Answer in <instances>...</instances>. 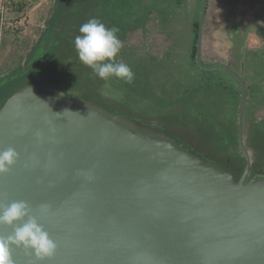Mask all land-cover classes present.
<instances>
[{
    "label": "water",
    "instance_id": "obj_1",
    "mask_svg": "<svg viewBox=\"0 0 264 264\" xmlns=\"http://www.w3.org/2000/svg\"><path fill=\"white\" fill-rule=\"evenodd\" d=\"M207 4L195 59L202 70L227 71L239 87L241 176L96 102L24 85L0 107V151L19 154L0 175V207L30 205L58 246L42 264H264V179L248 180L243 142L246 86L229 66L202 63ZM11 232L0 225V236ZM10 256L37 264L22 247Z\"/></svg>",
    "mask_w": 264,
    "mask_h": 264
},
{
    "label": "trees",
    "instance_id": "obj_2",
    "mask_svg": "<svg viewBox=\"0 0 264 264\" xmlns=\"http://www.w3.org/2000/svg\"><path fill=\"white\" fill-rule=\"evenodd\" d=\"M188 1L54 0L44 21V28L26 55L22 67L0 77V86L7 80L23 76L29 78L31 81L29 83L36 85L43 93H48L43 87L52 86L58 91L66 90V95L61 97L84 99L102 106L106 100L99 94L100 90L103 88L114 90L121 93L128 104L138 101L147 107L151 112L150 115H156L159 118L166 117L170 119L171 123H179L183 119L187 121L194 119L201 125L207 127L209 125L207 129L215 135L218 144L226 141L228 137L230 139L233 137L232 140L238 147L240 91L236 81L225 70L205 71L196 64V37L202 0L198 1L197 7L191 12L193 17L188 33V54L183 60L176 61V40L170 29L179 12L185 9ZM223 6L229 7L227 0H223ZM92 18L100 20L108 28L115 27L119 30L117 35L122 41V48L118 59H122L134 72L133 83L128 84L115 77L108 81L101 80L90 68L79 61L74 47V39L79 34V27ZM154 22L158 24L159 31L165 34L166 39L170 42L167 51L161 57L150 58V63L133 60L130 47L125 44L128 37L137 30L145 31L147 25L154 24ZM232 33L236 35V27L233 28ZM239 44L237 58L242 59L243 53L250 55L248 57L251 59L248 62H252L251 72L253 71V74L256 75L255 78L258 79L254 68L257 57L260 55L251 53L250 50H243L244 44ZM202 63L209 67L216 66L205 64L203 60ZM182 68H184L183 74L176 73L177 69ZM231 69L244 80L246 86L245 117L247 100L249 99L250 102L251 98H255L254 89L258 84H249L244 71L241 74L235 68ZM66 74L67 79L73 85L64 83L63 79L60 80L61 82L58 81ZM28 81L11 92L3 103L14 92L27 85ZM149 127L164 132L162 128L153 125ZM231 131L235 135L231 134ZM165 133L169 132L165 130ZM239 165L243 171L245 165L243 156ZM242 171L239 174L236 173L237 178L242 174Z\"/></svg>",
    "mask_w": 264,
    "mask_h": 264
},
{
    "label": "rangeland",
    "instance_id": "obj_3",
    "mask_svg": "<svg viewBox=\"0 0 264 264\" xmlns=\"http://www.w3.org/2000/svg\"><path fill=\"white\" fill-rule=\"evenodd\" d=\"M54 0H0V77L8 75L22 67L26 55L40 36L44 21L47 18ZM199 0H189L185 9L181 10L170 30L174 34L176 61L183 60L188 54V37L191 26L192 10ZM229 7L223 6V0H208L202 37V60L205 64L227 65L242 74L244 71L249 84H258L254 89L255 98L247 100L246 116L244 117L243 142L250 157V167L255 172L264 167V0H227ZM158 24H148L143 30L131 34L126 43L130 47L133 60L150 63V58L161 57L167 51L170 42L166 35L159 31ZM237 28L236 35L232 33ZM244 44L243 50L257 53L254 73L250 55L243 53L242 59L237 58V47ZM263 58H262V57ZM249 65V66H248ZM55 70V69H54ZM176 73L183 74L184 68ZM56 71V70H55ZM67 74L59 78L64 83H71ZM29 80V81H28ZM30 79L15 77L0 86V106L3 101ZM79 85V84H78ZM48 87V86H47ZM43 87L48 93L66 95V90ZM157 89V87H156ZM158 90V89H157ZM106 103L104 106L114 113L125 115L135 123L162 128L172 136L180 137L188 142L193 149L213 165L222 166L227 171L241 173L239 162L242 155L237 145L229 137L221 144L207 126L199 121L183 119L179 123H171L168 118L150 115L151 112L138 101L128 104L124 96L114 90H100ZM148 104V103H147ZM254 109H253V108ZM127 112V113H126ZM130 113V114H129ZM251 113V114H250ZM233 115V112L231 113ZM147 115V116H146ZM141 125V124H140ZM232 128H235L232 126ZM234 134V132H230ZM224 169V170H225ZM253 175V174H252Z\"/></svg>",
    "mask_w": 264,
    "mask_h": 264
},
{
    "label": "clouds",
    "instance_id": "obj_4",
    "mask_svg": "<svg viewBox=\"0 0 264 264\" xmlns=\"http://www.w3.org/2000/svg\"><path fill=\"white\" fill-rule=\"evenodd\" d=\"M78 31L74 47L82 64L101 80L115 77L128 84L133 83L134 72L122 59H118L122 41L117 35V28H108L100 20L92 18L83 23ZM18 159L19 154L13 147L0 151V175L7 174ZM41 211L46 212L47 205H42ZM0 225L12 228L10 235L0 236V264H13L10 256L13 246L29 250L37 264L54 257L57 243L32 215L26 201H12L0 207Z\"/></svg>",
    "mask_w": 264,
    "mask_h": 264
},
{
    "label": "flooded vegetation",
    "instance_id": "obj_5",
    "mask_svg": "<svg viewBox=\"0 0 264 264\" xmlns=\"http://www.w3.org/2000/svg\"><path fill=\"white\" fill-rule=\"evenodd\" d=\"M162 132V131H160ZM165 133V132H164ZM170 138L178 141L181 145L182 148H184L185 150H187L188 152L196 155V156H199L203 161H205L206 163L208 164H212L213 162L210 163V161H208L207 159H205V157L203 155H201V153L195 149L192 148V146H190L188 144L187 141H185L184 139H181L180 137H175V136H172L170 133H166ZM213 165V164H212ZM217 166V165H216ZM218 167H221L222 169H225L224 167L222 166H218ZM226 170V169H225ZM227 171V170H226ZM228 172L232 173L235 178H237L236 176V171L235 170H228ZM253 174V175H252ZM241 176V175H240ZM239 176V177H240ZM239 177L237 178V180L239 179ZM258 179H264V167L262 170H259V171H254L253 169L251 170L250 168V173H249V176H248V180H258Z\"/></svg>",
    "mask_w": 264,
    "mask_h": 264
},
{
    "label": "snow or ice",
    "instance_id": "obj_6",
    "mask_svg": "<svg viewBox=\"0 0 264 264\" xmlns=\"http://www.w3.org/2000/svg\"><path fill=\"white\" fill-rule=\"evenodd\" d=\"M57 248H58V246H57Z\"/></svg>",
    "mask_w": 264,
    "mask_h": 264
}]
</instances>
